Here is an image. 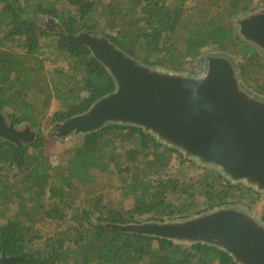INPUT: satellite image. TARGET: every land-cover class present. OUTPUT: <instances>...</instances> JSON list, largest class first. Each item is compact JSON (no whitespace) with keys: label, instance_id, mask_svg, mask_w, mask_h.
<instances>
[{"label":"trees","instance_id":"obj_1","mask_svg":"<svg viewBox=\"0 0 264 264\" xmlns=\"http://www.w3.org/2000/svg\"><path fill=\"white\" fill-rule=\"evenodd\" d=\"M186 1L0 0V111L38 133L21 148L0 139V255L24 258L19 264H236L214 245L110 226L186 220L245 204L251 188L194 162L196 180L170 174L175 155L179 165L185 159L141 128L105 125L79 135L53 160L42 131L54 104L49 125L115 90L90 50L45 29L44 17L67 35L105 36L152 69L195 75V60L214 49L233 62L241 88L264 101V54L236 25L264 0Z\"/></svg>","mask_w":264,"mask_h":264},{"label":"water","instance_id":"obj_2","mask_svg":"<svg viewBox=\"0 0 264 264\" xmlns=\"http://www.w3.org/2000/svg\"><path fill=\"white\" fill-rule=\"evenodd\" d=\"M44 21L57 28L55 34L88 48L115 83V90L86 112L51 124L46 138L89 134L111 123L141 128L183 159L214 168L232 184L243 183L264 194V101L241 88L228 57L205 55V70L199 76L152 69L105 36L86 30L67 35L54 18ZM236 25L241 38L264 54V8L239 18ZM37 136L32 126H17L0 111V139L21 148ZM110 227L181 244H210L226 251L236 264H264V223L233 206L181 221ZM23 259L2 251L0 264H19Z\"/></svg>","mask_w":264,"mask_h":264},{"label":"rangeland","instance_id":"obj_3","mask_svg":"<svg viewBox=\"0 0 264 264\" xmlns=\"http://www.w3.org/2000/svg\"><path fill=\"white\" fill-rule=\"evenodd\" d=\"M186 2H187V4L191 5L195 2V0H187ZM43 27L47 30H51L52 32L53 31L55 32L57 30V28L52 29L50 27V25L47 23ZM205 55H220V54L217 53L214 49L212 50L210 48H206L204 50V53L195 60L197 67H196V74L193 76H199L204 72V70H205L204 56ZM186 74H188V73H186ZM188 75H190V74H188ZM56 109H57L56 104H54L52 106L50 112L47 114L46 118L44 119L43 126H42L43 134L50 127L49 122L51 119V115ZM78 137H79V135H70L67 138H63V139H58V138H54V137H47L45 140V146H46L47 154L50 155V157L53 160L55 155L58 154V152L60 150H62L65 147H69V146H72L73 144H75V142L78 141ZM180 161L181 160L178 158V156L175 155V159L173 160V162L170 166L169 173L172 175H178V176H179V173H182V175L188 180H190V179L196 180L197 174H199L201 171V169H198V168H196V169L191 168L189 166V162H194L198 167H201V168H210V167H203V166L199 165L196 161H193V160H185V163H183V166H182V165H179ZM239 185H244V184L240 183ZM251 190L252 191H250L249 194L247 195L248 199L246 198V200H244V203L250 204V206H247L245 204H239V203L234 204L232 206L235 208H238V209L246 210L251 215H253L255 219L264 223V221L261 219V217L264 216V194H259L252 188H251ZM255 193L258 195H256ZM251 201H253V202H251ZM131 203H132L131 200H127V201L123 202L122 208L127 209V208L131 207Z\"/></svg>","mask_w":264,"mask_h":264}]
</instances>
